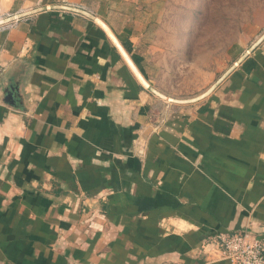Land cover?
<instances>
[{"label": "crops", "instance_id": "1", "mask_svg": "<svg viewBox=\"0 0 264 264\" xmlns=\"http://www.w3.org/2000/svg\"><path fill=\"white\" fill-rule=\"evenodd\" d=\"M162 1L0 0L88 13L0 25V264H229L217 233L264 237V38L209 81Z\"/></svg>", "mask_w": 264, "mask_h": 264}, {"label": "rangeland", "instance_id": "2", "mask_svg": "<svg viewBox=\"0 0 264 264\" xmlns=\"http://www.w3.org/2000/svg\"><path fill=\"white\" fill-rule=\"evenodd\" d=\"M261 6L264 0H166L162 32L176 34L181 47L192 48L194 69L196 61L203 68L208 63L209 81L218 80L230 63L228 47L259 21ZM190 18L192 23L185 22ZM263 31L264 26H256L246 45Z\"/></svg>", "mask_w": 264, "mask_h": 264}, {"label": "built area", "instance_id": "3", "mask_svg": "<svg viewBox=\"0 0 264 264\" xmlns=\"http://www.w3.org/2000/svg\"><path fill=\"white\" fill-rule=\"evenodd\" d=\"M210 242L218 247L220 255L229 264H264V237L248 228L234 233H217Z\"/></svg>", "mask_w": 264, "mask_h": 264}, {"label": "water", "instance_id": "4", "mask_svg": "<svg viewBox=\"0 0 264 264\" xmlns=\"http://www.w3.org/2000/svg\"><path fill=\"white\" fill-rule=\"evenodd\" d=\"M52 8H60V9H65V10H69V11H73V12H78V13H81V14H85L87 15L88 13L85 12L84 10L80 9V8H77V7H74V6H68V5H58V6H55V5H50V6H43V7H40L38 9H32V10H26V11H22V12H19V13H15V14H12V15H9V16H6V17H3V18H0V25H3V24H6V23H9V22H12L16 19H19L25 15H28V14H31V13H34L36 11H39V10H45V9H52ZM264 38V32L261 34V36L244 52V55L242 57H240L238 60H236L234 63L231 64L230 67H228V69L225 71L224 74H222L221 77L218 78V80L215 82H219L221 79H223L235 66L238 65V63L240 62V60L246 55L248 54V52L254 47L256 46L262 39ZM209 91V90H208ZM207 93V91H206Z\"/></svg>", "mask_w": 264, "mask_h": 264}]
</instances>
